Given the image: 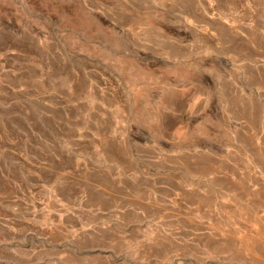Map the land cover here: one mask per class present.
Masks as SVG:
<instances>
[{
	"label": "rangeland",
	"instance_id": "rangeland-1",
	"mask_svg": "<svg viewBox=\"0 0 264 264\" xmlns=\"http://www.w3.org/2000/svg\"><path fill=\"white\" fill-rule=\"evenodd\" d=\"M0 264H264V0H0Z\"/></svg>",
	"mask_w": 264,
	"mask_h": 264
}]
</instances>
